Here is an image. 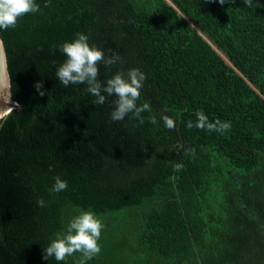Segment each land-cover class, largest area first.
<instances>
[{
	"label": "trees",
	"instance_id": "trees-1",
	"mask_svg": "<svg viewBox=\"0 0 264 264\" xmlns=\"http://www.w3.org/2000/svg\"><path fill=\"white\" fill-rule=\"evenodd\" d=\"M201 1L185 16L169 0H35L0 29L21 107L0 122V264H78L44 248L81 210L104 224L86 264H264V0ZM77 33L120 57L99 65L102 84L145 73L143 124L112 121L115 96L95 104L86 84L59 81ZM201 110L231 129H189ZM56 176L66 190L51 191Z\"/></svg>",
	"mask_w": 264,
	"mask_h": 264
},
{
	"label": "clouds",
	"instance_id": "clouds-1",
	"mask_svg": "<svg viewBox=\"0 0 264 264\" xmlns=\"http://www.w3.org/2000/svg\"><path fill=\"white\" fill-rule=\"evenodd\" d=\"M226 2L227 0H219L221 5ZM243 2L248 7H252L253 0H243ZM47 6L46 3L45 7ZM38 11L39 5L35 0H0V29L15 28L21 17ZM2 45L3 40L0 39V46ZM61 51L66 59L59 66L56 76L62 85L67 87L72 84H86L87 91L96 97L93 101L95 104H104L106 95L115 96L116 99L113 101L115 107L111 112L112 121H122L131 113L134 118L139 120L140 124L144 123L142 113L150 112L151 106L147 102L141 105L137 104L146 80L143 71L139 68H132L127 72L119 71L107 79L105 84H102L98 79L99 65L110 67L119 62L120 57L115 53L106 57L102 49L89 44V37L83 33H77L73 41L65 42ZM35 86L41 96L45 95L43 91H39L42 88V81H38ZM10 98V96L4 97L3 100L7 103ZM6 111H10V109L0 110V119H3ZM195 115L197 117L195 125L192 121L187 122L189 129L196 127L224 134L232 127L229 121L216 119L214 122H210L202 110L197 111ZM162 119L166 128H175L176 123L173 118L164 115ZM149 120L153 124L157 123L155 116H150ZM189 154L194 156L195 150H189ZM173 167L175 171H181L184 166L182 163H176ZM67 188L68 182L56 176L51 191L58 193ZM38 206L44 207L45 201L39 200ZM103 228L102 219L94 211L81 210L69 221L66 230L57 232L48 247L44 248V259L48 260L50 257H54L56 261H64L66 257L78 252L81 254L78 264H86L87 261L101 253L98 241Z\"/></svg>",
	"mask_w": 264,
	"mask_h": 264
},
{
	"label": "water",
	"instance_id": "water-1",
	"mask_svg": "<svg viewBox=\"0 0 264 264\" xmlns=\"http://www.w3.org/2000/svg\"><path fill=\"white\" fill-rule=\"evenodd\" d=\"M8 96L11 97L10 79L7 69L5 50L4 46L2 45L0 46V110L10 109V111H6V114L4 115L3 119L6 118L11 112L18 113L19 111H21V107L13 100L12 97L7 103L3 100L4 97ZM3 119H0V122Z\"/></svg>",
	"mask_w": 264,
	"mask_h": 264
},
{
	"label": "rangeland",
	"instance_id": "rangeland-1",
	"mask_svg": "<svg viewBox=\"0 0 264 264\" xmlns=\"http://www.w3.org/2000/svg\"><path fill=\"white\" fill-rule=\"evenodd\" d=\"M169 1H171L181 11H184L185 16H189L192 14V10L189 8L194 9V7L196 6L197 9H200V7L197 6H202V3L204 2L201 0H169Z\"/></svg>",
	"mask_w": 264,
	"mask_h": 264
}]
</instances>
